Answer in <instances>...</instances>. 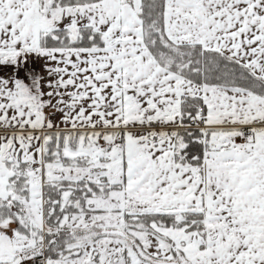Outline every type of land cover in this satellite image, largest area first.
<instances>
[{
	"label": "snow or ice",
	"instance_id": "obj_1",
	"mask_svg": "<svg viewBox=\"0 0 264 264\" xmlns=\"http://www.w3.org/2000/svg\"><path fill=\"white\" fill-rule=\"evenodd\" d=\"M0 264H264V0H0Z\"/></svg>",
	"mask_w": 264,
	"mask_h": 264
}]
</instances>
